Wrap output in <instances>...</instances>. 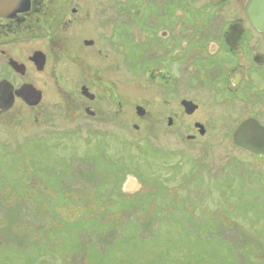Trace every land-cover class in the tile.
<instances>
[{
	"label": "rangeland",
	"instance_id": "1",
	"mask_svg": "<svg viewBox=\"0 0 264 264\" xmlns=\"http://www.w3.org/2000/svg\"><path fill=\"white\" fill-rule=\"evenodd\" d=\"M60 1L66 8L56 21H64L21 42L24 53L53 34L65 43L111 38L110 29L94 32L95 21L82 20L104 19L114 0H96L102 4L91 10L87 0ZM121 1L113 39L121 64L105 72L121 84V116L105 100V119L100 109L94 120L73 117L68 90L77 79L80 94L83 75L67 61H51L49 74L23 61L26 82L45 99L36 108L17 102L0 117V264H264V155L233 144L228 110L216 108V123L213 104L201 103L192 118L174 105L179 86L170 70L186 59L178 43L194 46L186 24L203 28L211 16L187 9L183 19L166 0ZM74 8L80 21L67 25ZM137 106L153 117L139 119ZM191 120L208 125L205 138L187 139ZM144 182L153 183L142 189ZM123 193L139 195L134 203Z\"/></svg>",
	"mask_w": 264,
	"mask_h": 264
},
{
	"label": "flooded vegetation",
	"instance_id": "2",
	"mask_svg": "<svg viewBox=\"0 0 264 264\" xmlns=\"http://www.w3.org/2000/svg\"><path fill=\"white\" fill-rule=\"evenodd\" d=\"M87 1L90 2V4L87 3L88 10H91V6L102 4L96 0ZM114 1L115 3L111 4ZM114 1L104 4L109 5L113 11L104 19L98 17L95 20L92 13L83 17V20L81 19L82 22L86 23L95 21V24L92 23V31L94 32L99 31V28L110 29L109 36L111 38L109 40L95 36L96 40L98 39L97 41L100 40L102 43H97L91 39H84L81 43L80 41L79 43H65L64 41H55V34H51L52 38L50 35L49 38H51L52 43H42L43 47L33 50L30 55L21 50L27 44L21 42L27 41L28 38H37L41 36L40 32L43 33V31H45V35H48L53 24L56 26L61 24L64 20L56 21V17L66 8L62 7L64 2L60 0H30L31 6L28 12L18 13L15 18L0 17V82L8 81L13 85L14 91H18L22 86L29 84L26 82L28 73L27 65L24 62L28 59L37 70L31 58L35 53L41 52L45 55V66L40 73L49 74L48 66L51 61L52 63L67 61L74 66L75 71H79L83 75L80 94L78 93L79 81L77 79L74 80L75 84H73L75 88L71 87L68 90L73 95H70V101H68L70 107L66 105V109L71 108L73 117H76L78 113H85L93 120L98 116L105 119L108 113L98 108L102 106V102L105 100L119 106L120 110L116 112V117L119 113L121 116L123 109L121 84L118 81H109L105 77L106 71L110 74L119 71L121 64L120 43H113L114 34L120 22L119 10L115 9L114 6L124 3L121 0ZM162 1L164 3L165 0ZM166 1L171 6L177 7L175 15L180 14L183 19L187 14V9L204 10L211 16L209 18L210 24L203 28H199L198 24L190 26L186 24V32L190 31L191 34H196V38L193 40L194 46H189L190 43H178L182 49H186V59L183 63L177 64V69L174 68L170 71L175 75L174 79L179 86L178 97L174 105L177 104L181 114L192 118L197 112L202 111L201 103L205 107L213 104L209 113L217 123L222 116L215 112L216 108L228 110L230 115H226V118L235 124L232 141L234 133L246 120L254 119L264 126V34L254 28L247 15L246 3L248 0H223L218 4L212 0H192V4L190 0ZM67 11L68 8L65 12ZM72 14L74 17L67 19V25L80 21L77 18L76 8L72 9ZM223 27L224 29L221 31ZM90 41L93 43H87ZM12 61L25 66L24 75L14 70L11 66ZM98 62L102 66L101 69L98 67ZM89 64H94V66ZM7 67L14 74V79H10L6 73ZM175 72H179V75ZM41 92L42 99L37 107L45 99L43 91ZM17 102H22L27 106L21 98L16 96L13 107ZM183 102L192 103V108H189L188 112ZM170 107L172 108V106ZM136 113L139 119L143 120L153 117L152 113L146 111L142 116L138 112ZM3 115L5 114L0 115V117ZM192 121H195L193 124L194 135L187 136V139L190 141L198 137L205 138L208 132L205 126L208 125L200 120ZM167 123L172 126L173 119L168 117ZM197 125H201L203 128L200 129ZM135 127H138L137 130L139 129L138 125ZM248 152L252 153L251 151Z\"/></svg>",
	"mask_w": 264,
	"mask_h": 264
},
{
	"label": "water",
	"instance_id": "3",
	"mask_svg": "<svg viewBox=\"0 0 264 264\" xmlns=\"http://www.w3.org/2000/svg\"><path fill=\"white\" fill-rule=\"evenodd\" d=\"M212 1L218 4L223 0ZM190 2L192 4V0ZM30 6V0H0V17L15 18L18 13L28 12ZM246 12L254 28L264 34V0H248ZM31 61L39 72L43 71L45 66V55L43 53H35ZM11 66L18 73L25 74L26 68L24 65L12 61ZM16 96L21 98L28 106L36 107L41 102L42 92L31 84H26L18 91H14L13 85L8 81L0 82V115L7 113L13 107ZM183 105L187 112L189 108H192L191 102H183ZM137 112L140 116L145 114L141 107L137 108ZM197 127L203 128L201 125H197ZM233 142L236 146L256 155H264V126L254 119L246 120L234 133Z\"/></svg>",
	"mask_w": 264,
	"mask_h": 264
},
{
	"label": "trees",
	"instance_id": "4",
	"mask_svg": "<svg viewBox=\"0 0 264 264\" xmlns=\"http://www.w3.org/2000/svg\"><path fill=\"white\" fill-rule=\"evenodd\" d=\"M136 165H137V168H136V169L138 170V169H139L138 167H140V166H139L140 164L136 162ZM174 167L179 168L178 166H176V165L174 164L172 170H175V169H176V168H174ZM176 170L179 171V169H176ZM200 170H201V169H200ZM136 174H137V172H136ZM175 175H176V174H175ZM158 180H159V179H158ZM158 180H157V181H158ZM157 181H156V182H157ZM165 181L168 182L169 179H167V180H165ZM151 183H153V182H144V183L142 184V187H143L142 189H147V186H148L149 184H151ZM164 183H165V182H164ZM165 184H166V183H165ZM185 186H186V185H185V182H183L182 185H181L180 187H185ZM142 192H144V190H143V191L141 190L139 193H142ZM139 193H137V194H135V195H133V196H129V195L124 194V193H123V195H124L125 198H130V197H131V199L134 200V203H135V202H136L135 198L139 195Z\"/></svg>",
	"mask_w": 264,
	"mask_h": 264
}]
</instances>
